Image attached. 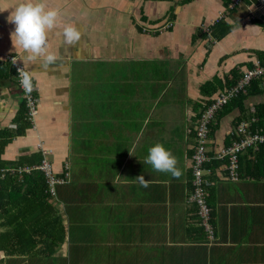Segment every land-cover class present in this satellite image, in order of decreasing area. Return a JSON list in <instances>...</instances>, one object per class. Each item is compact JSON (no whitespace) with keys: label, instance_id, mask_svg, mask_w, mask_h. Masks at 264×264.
I'll return each mask as SVG.
<instances>
[{"label":"crops","instance_id":"1","mask_svg":"<svg viewBox=\"0 0 264 264\" xmlns=\"http://www.w3.org/2000/svg\"><path fill=\"white\" fill-rule=\"evenodd\" d=\"M22 2L0 0V178L22 182L23 174L32 171L20 174L17 168H35L45 159L55 176L64 171L67 182L55 186L52 197L40 171L45 200L35 194L31 201L29 193H3L0 264H264V175L230 181L224 164L206 169L212 239L190 201L197 117L234 74L238 77L256 63L264 66V15L250 0L232 8L231 0H48L61 16L48 37V50L58 59L45 69L43 58L24 62L23 50L12 46L15 25L8 18ZM69 24L82 32L73 47L62 36ZM7 55L17 56L34 74L33 126L25 119ZM105 63L123 68L113 83L117 91L111 106L104 98L98 106L74 104L80 100L72 97V74ZM100 79L104 94L113 80ZM255 80L262 83L264 77ZM163 96H170L164 101L168 108H161ZM257 104H264V92L248 97L244 105L252 114ZM89 112L94 115L88 118ZM174 114L184 123L173 128ZM239 114L235 108L214 121L209 156L226 147V137L232 140ZM156 143L178 158L179 178L144 163ZM260 146L264 144L255 151ZM71 155L78 157L74 163ZM141 175L149 181L146 188L134 180ZM90 184L98 187L89 189ZM13 199L22 200L24 208H13ZM56 216L65 237L47 257L42 253L43 232H36L58 230ZM26 237L34 240L33 247ZM93 247L98 248L96 259H90ZM82 253L87 259L80 258Z\"/></svg>","mask_w":264,"mask_h":264},{"label":"built area","instance_id":"2","mask_svg":"<svg viewBox=\"0 0 264 264\" xmlns=\"http://www.w3.org/2000/svg\"><path fill=\"white\" fill-rule=\"evenodd\" d=\"M240 0H231L229 8L236 6ZM252 16V14H250ZM161 26L159 29L168 27ZM142 31L146 32V28H143ZM152 32V31H147ZM8 63L14 70V82L21 94L22 101L24 102L25 107V119L26 121L34 125V118L37 114V103L36 97L34 96L33 91L28 94L26 93L20 85V79L17 73V69L22 67L20 60L17 56L7 55L5 57ZM264 77V66H259L257 63L255 67L251 70L244 72L242 78L237 83L236 86L230 89H224L216 93L211 98V103L202 109V113L197 117L194 130V142H195V152L193 155V161L191 165L192 170V184L194 190L190 195V201L194 202L198 208V214L201 218L202 223L205 226V231L207 237L212 239V230L211 226L208 223L209 220V207L206 202V192L205 186L208 184L206 180L207 170H204V164L209 162V158L206 155L208 150L207 143H209L208 132L209 126L214 121V117L218 111L225 107L228 102L237 97L238 94L243 91L244 87L247 86L251 81L257 78ZM250 124L247 121L239 122L235 129L234 133L236 140L231 143V145L222 148L218 154V159L226 158V171L227 178L230 181H237L239 179L238 172V159L239 156L252 148L253 151L257 148V145L264 144V135L259 133L250 132ZM40 148V146L38 147ZM43 155L47 154V151L41 150ZM33 170H39L44 174L46 183L48 186V191L52 197L55 196V186L64 185L65 179L56 177L50 162H47L45 159L35 168H17L16 172L28 173ZM12 171V170H11Z\"/></svg>","mask_w":264,"mask_h":264},{"label":"trees","instance_id":"3","mask_svg":"<svg viewBox=\"0 0 264 264\" xmlns=\"http://www.w3.org/2000/svg\"><path fill=\"white\" fill-rule=\"evenodd\" d=\"M170 24L167 23L166 25L163 26H167ZM264 64V62H263ZM14 72V70H13ZM244 72L241 73L238 77L234 74V76L231 78V83H229L228 85H226L227 87L225 88L230 89L232 87H234L233 85H237V83L240 81V79L242 78ZM236 76V77H235ZM252 82V81H251ZM258 82L260 83L259 80H253L252 83H250L249 85L245 86L243 91H241L237 97L231 99L228 104L223 107L220 111H218L214 117V121H217L223 117H225L224 115L227 114L228 112L230 113L233 109L237 108L240 112L239 116L237 117V121L234 123V125L238 124L239 122H241L243 119H247L250 121V132L251 133H256L257 131H262L264 133V104H257L253 107V113L251 114L250 112V106H245V101L248 99V97H252V96H257V94L264 92V88L263 87H259ZM262 86H264V80L262 81ZM214 90L211 88L210 90H207L206 95L210 96L211 93ZM23 103V108L25 110L24 107V102ZM211 103V99H208L207 102H205L204 104H206L205 106H208ZM202 113V111L200 112V114ZM199 114V115H200ZM198 115V116H199ZM251 117H254L255 119L251 120ZM214 121L210 124L209 126V132H208V138L210 136V134H212L214 131H216L217 126L216 123H214ZM31 126V125H30ZM236 127V126H234ZM232 135V140L235 138L234 134ZM88 136V134H87ZM86 136V137H87ZM231 140V136L230 137H226L225 143H226V147L230 145ZM195 144V142H194ZM193 144L192 147V154L190 156V160H191V165H192V161H193V155L195 152V145ZM207 148H208V143H207ZM121 153H123L122 149L120 151ZM220 153V152H219ZM218 153V154H219ZM207 157L210 159L209 162L204 164V170L207 169L208 167H210L212 170L214 168H216L217 166H220L221 164H224V168H226V158L224 159H218L217 156H209V149L206 152ZM210 163V164H209ZM239 179L241 176L246 175V176H251L253 178L259 179L260 177H262L264 175V146H260L258 148V150L256 151H252L251 149L247 150L246 152L242 153L239 156ZM191 173V179H190V183H191V190L193 192L194 187L192 184V170L190 171ZM61 175V176H60ZM1 176V175H0ZM56 176L60 177V178H64L65 182H67V175L64 173V171L61 174H57ZM95 187H98L95 184H90L88 185L89 189H94ZM45 190V182L43 179V174L38 171V170H33L32 172H30L29 174H23V180L22 182H16L15 179L9 177V178H4L3 180L0 178V197L3 195V193L5 194H12L15 192V194H20V193H29V197L28 199L32 201L31 197L35 194L36 196H41L43 198V200H45L46 195L44 193ZM26 197V196H25ZM42 201V200H41ZM22 203V200H17V199H13L11 202V206L17 207L19 208L20 205ZM45 203V202H44ZM43 202L41 203V207H46V204H44ZM20 208H24V207H20ZM20 214H23L25 212H27V210L25 209H21V211H17ZM48 216V213H45ZM18 215V214H17ZM53 219V217H52ZM54 225H56L57 229L56 231L53 230H46L44 229V231H38L36 233L40 234V232H43L41 235H43L45 237L46 243L44 244V248L42 249L43 253H46L47 255H51L54 253L55 249L58 248L61 243L64 240L65 234H64V230L61 227V218L59 216H56V219L53 220ZM31 233H35V232H31ZM31 233L29 234L30 237ZM18 235H22V233H18ZM26 237V238H27ZM18 241V245L20 246L21 249H25L26 246L25 244H23L21 242V238L19 239V236H17ZM29 243H27L28 246L33 247V241L34 240H30V238H27ZM24 241V240H23ZM2 249V246L0 247ZM30 249H28V251L25 252H29ZM24 252V251H21ZM89 252L90 254L93 253V251L91 250V248H89ZM97 256V254H95Z\"/></svg>","mask_w":264,"mask_h":264},{"label":"clouds","instance_id":"4","mask_svg":"<svg viewBox=\"0 0 264 264\" xmlns=\"http://www.w3.org/2000/svg\"><path fill=\"white\" fill-rule=\"evenodd\" d=\"M61 13L58 8H51L48 0H23L10 14L8 22L15 25L10 34L13 48L23 50V61L33 62L44 59L42 65L47 69L56 63L58 57L48 50L49 33L58 26ZM235 30V29H234ZM63 41L69 46H75L82 39V32L77 26L66 25L63 27ZM20 85L30 94L34 89L33 73L23 67L17 69ZM131 155V153L129 152ZM145 164L150 165L154 171L171 174L174 178L182 175L178 167V158L162 143H156L147 150ZM118 178H121L118 176ZM127 179V178H125ZM142 187H148L149 181L141 175L134 179Z\"/></svg>","mask_w":264,"mask_h":264},{"label":"rangeland","instance_id":"5","mask_svg":"<svg viewBox=\"0 0 264 264\" xmlns=\"http://www.w3.org/2000/svg\"><path fill=\"white\" fill-rule=\"evenodd\" d=\"M122 69H123L122 67L118 68V64L105 63V67H102L101 65L97 66L96 64H94L91 67H87L86 70L80 69L79 71L73 73L72 74L73 83L71 86L72 97L73 99L80 100L79 102L75 101L74 104H81L83 106H86L88 103H94L98 106L100 104L101 98H104L106 105L111 106L110 101H114V99L112 98L116 96V91H117L113 83L115 81H119V75L121 74ZM101 75L102 77H104L106 81H108L109 79L113 80L111 82V86L109 87L106 86V90L104 94L98 88L101 82V79H100ZM163 97L164 98L161 101V104H163V106L161 108H168L167 107L168 105L165 104L164 101L166 100V98L168 99V97L170 96H163ZM87 100H90V101H87ZM93 115L94 114L92 112H89L88 118L92 117ZM77 116L82 118V112L80 110L77 111ZM182 123L184 122L180 121V116L177 114H174L170 125H172V127L174 128L176 124L180 125ZM88 126H90L89 123H88ZM96 138L97 137H95L94 139ZM77 159L78 157H76L75 155H71V162L74 163L75 161H77ZM91 250L93 251V255L90 254V259H96L97 256L95 254L98 253V248L93 247L91 248ZM43 255L46 256L47 254L43 253ZM49 256L51 255H48L47 257ZM35 258H38V259L40 258V252H38ZM80 258L87 259L83 253ZM54 259H60V258L57 257Z\"/></svg>","mask_w":264,"mask_h":264},{"label":"water","instance_id":"6","mask_svg":"<svg viewBox=\"0 0 264 264\" xmlns=\"http://www.w3.org/2000/svg\"><path fill=\"white\" fill-rule=\"evenodd\" d=\"M250 2L252 6L255 8L256 12L259 11L260 13L264 15V0H250Z\"/></svg>","mask_w":264,"mask_h":264}]
</instances>
